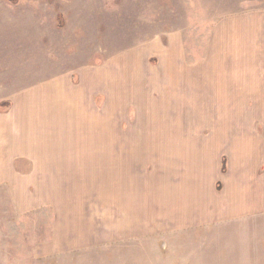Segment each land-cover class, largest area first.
Segmentation results:
<instances>
[{
    "label": "rangeland",
    "instance_id": "obj_1",
    "mask_svg": "<svg viewBox=\"0 0 264 264\" xmlns=\"http://www.w3.org/2000/svg\"><path fill=\"white\" fill-rule=\"evenodd\" d=\"M262 7L264 0H0V114L25 89L125 56L138 59L144 84L137 87L147 88L154 70L161 75L157 53L170 34L181 37L192 58H201L216 20ZM127 103L122 171L112 166V172L85 173L69 190L64 208L72 212L64 215L74 235L54 237L57 211L32 204L36 189L20 182L10 187L0 178V264H264V218L182 227L163 219V176L171 171L178 177L194 163L188 155H165L162 126L141 123L150 117H140L136 107L126 117ZM114 122L108 117L101 131L107 149L119 131ZM148 132L160 140L146 141ZM130 181L138 188L132 190ZM20 200L31 202L21 206ZM61 243L75 247L66 250Z\"/></svg>",
    "mask_w": 264,
    "mask_h": 264
},
{
    "label": "crops",
    "instance_id": "obj_2",
    "mask_svg": "<svg viewBox=\"0 0 264 264\" xmlns=\"http://www.w3.org/2000/svg\"><path fill=\"white\" fill-rule=\"evenodd\" d=\"M211 29L208 53L201 58H192L181 37L170 34L157 53L161 75L154 67L147 88L137 87L143 83L138 59L125 56L25 89L0 114L2 184L20 182L37 190L32 204L57 211L54 237L74 235L64 215L71 210L64 207L76 181L85 173L112 172V166L122 171L127 100L126 117L136 107L140 117H150L141 123L162 126L165 155H188L194 163L178 177L171 171L163 176L164 220L182 227L264 218V7L218 19ZM104 96L108 99L100 101ZM160 109L162 117L156 116ZM108 117L119 126L110 149L101 144ZM145 135L148 142L160 140L159 134ZM129 187L138 188L135 181ZM171 207L174 212L167 213Z\"/></svg>",
    "mask_w": 264,
    "mask_h": 264
}]
</instances>
